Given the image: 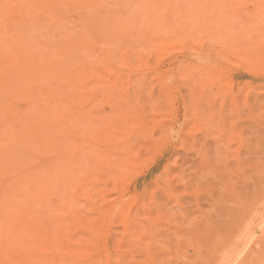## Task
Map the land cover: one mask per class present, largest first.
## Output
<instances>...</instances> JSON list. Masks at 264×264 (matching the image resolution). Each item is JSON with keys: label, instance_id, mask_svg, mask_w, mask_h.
<instances>
[{"label": "rangeland", "instance_id": "obj_1", "mask_svg": "<svg viewBox=\"0 0 264 264\" xmlns=\"http://www.w3.org/2000/svg\"><path fill=\"white\" fill-rule=\"evenodd\" d=\"M24 29L32 47L47 42L50 59L61 34L91 37L93 47L61 57L81 67L72 85L57 78L73 93L49 161L62 171L40 185V202L37 185L6 198L17 205L14 222L28 205L25 216L39 214L40 225L18 255L20 237L0 218V264H264V0H0L1 61L10 62L12 35ZM4 74L1 84L18 79ZM11 95L0 111L10 100L25 107ZM166 124L173 133L163 139ZM17 137L6 166L13 158L23 173L25 163L40 166L42 147ZM122 198L131 202L120 213Z\"/></svg>", "mask_w": 264, "mask_h": 264}, {"label": "bare ground", "instance_id": "obj_2", "mask_svg": "<svg viewBox=\"0 0 264 264\" xmlns=\"http://www.w3.org/2000/svg\"><path fill=\"white\" fill-rule=\"evenodd\" d=\"M22 12H24V11H21V12L18 11L17 13L14 12L12 14V18L15 19L17 17L18 20L21 19L20 16L22 15ZM25 12L30 14V11H25ZM8 25H10V26H7L8 28L11 27V25L13 26L10 28L11 31H12V28H13V30L15 29V27H14L15 22L12 24H8ZM36 26H37V24L35 25V27ZM18 27L16 28L17 31L19 30ZM39 28H40V24H38V26L36 27L37 31H39ZM31 29L34 30V28H31ZM17 31H16V33L13 31L14 33L12 35V39L10 38L11 35L9 38L7 37V39H9V42H10V39L13 42V51H12V55H11L9 63H7L9 59L6 60V62L1 61V60H3L2 56L5 55V53H4L5 51L3 50V46L2 47L0 46V74H2V72H5L6 74H4V75H6V76L8 73L9 74L11 73V75L17 74V75H15L16 76L15 80L18 77V79L15 83L13 81L10 82V80L8 81V83L5 82V85L0 83V90L4 88V87H1L3 85V86H5V90H3V91H6L2 94V97L0 99H4V101L6 103V101H8V94L10 96L11 95L10 93L12 92L14 95H17L18 97H20L19 99L22 98V100L25 101L24 102L25 107L22 106L23 108H21V107L19 108L15 101L10 100L7 107L5 109H3L2 111H0V142L3 141L2 143H0V174L4 175V177L1 179V182H0V218L3 219L5 227L6 226L8 227V225L10 224V228L13 229V232H16V235L18 233V237H20L17 240V244L19 245V248H18V255H19L22 253L23 254L29 253L30 244L33 242H31L32 237L30 238V240L28 239V237L30 234L31 235L33 234V231L35 228L34 225L36 223H38L40 225V219L38 220L39 214L36 213L37 215L35 216L34 213L30 212L29 217H27V215L25 216L26 212L24 210L28 207V205H23L21 207V210H20L21 216L20 217L18 216L19 219L18 218H17V220L15 219L16 222H14L13 220L15 217H12V216L14 215L13 213L15 210L12 211L9 207H14V205L15 206H17V205L13 203L14 205L12 204V206H11L9 203L5 204L4 201L6 200L7 197H10V196H12V199L14 201H19V198L25 197V195H23V193H25V190H26V195H27V193L29 191L28 188L30 186L33 187V186L37 185V188L39 190L35 193L34 196L37 197L36 201L40 202L42 199V196L44 195V190L41 189L40 185H43V184L47 185L49 183L53 184L52 180L55 179V181H56L58 179L56 176L58 174V171L60 170V167L57 168V166H55V165L51 166L50 165L51 163L49 161L51 159H53L54 156L57 154L56 151L58 150V146H59V143H58L59 138L57 141V135L59 134V132H57L56 130L59 128L58 124L61 123L63 118L66 119V117L68 115H70V113H71L70 112V108L72 107L71 105L68 107L69 108L68 110L70 113L68 112L69 113L68 114L66 111H68L67 110V106L69 104L68 100H70L68 98H71L70 95L72 96L73 93H69L68 90H65L66 87L63 88V85H61V83L57 80V78H59V76L60 77L63 76L69 82V85H72V81L70 83V78L73 75H75V72L77 71V69L79 67V64L76 68L70 67L69 64H67L65 62V60H63L64 57L63 58H61V57L64 55H69V54L73 53L74 51H77V52L83 51L85 53H89V51L93 47V43H92L91 37H86L85 39L79 41V39H77L76 36L73 37L69 33L67 35L61 34L60 38L56 39L52 43V44H54V50L52 49L51 52L55 51V53L53 56L54 59L51 58V59H53V60H51L49 58L51 55L47 58V56L51 53H47L48 51L45 52V49L43 50V46H45L47 43L45 40H40L39 42H37L38 45L35 44L37 46L35 48V47L31 46V45H33L32 44L33 42L30 43V40H29V38H30L29 35L31 33V30H30V33H28L29 35H27V33H26L27 30L24 29V31H22V33H21L22 34L21 38H19L20 33ZM23 34H24V36H23ZM26 41H28V42H26ZM34 41H35V39H34ZM261 45L260 44L258 45L259 49H260L259 46H261ZM8 46H10V43L8 44ZM256 47L257 46H255V49H258ZM9 48L12 49L11 47H9ZM180 48L182 49V47H180ZM261 48H262V46H261ZM41 50H42V52H41ZM173 50H171V51L174 52L175 50L174 51ZM9 52H8V54H9ZM170 54H171V52H170ZM8 56L9 55H7V57ZM59 56L61 59L59 58ZM49 59H50V61H49ZM3 62H5V63H3ZM231 62H232V60H231ZM68 63H69V61H68ZM3 64H6V65H3ZM3 66H5L6 68L3 69L2 68ZM239 66H241V65L239 64ZM79 68H81V67H79ZM261 70L262 69H260V71ZM26 72H28L27 73L28 76L25 78L23 76H24V74H26ZM11 75H9V76H11ZM21 75H23V76H21ZM76 75H77L76 77H78V79L81 81V80H83V76L85 75V73H81V74L78 73ZM7 78H10V77L7 76ZM11 80H13V79H11ZM50 80L52 81V85L54 84L55 86H58V87L51 86ZM53 81H54V83H53ZM56 81H57V83H56ZM56 84H58V85H56ZM127 92L128 91H124V93L122 95L123 98L124 97L126 98L128 96ZM5 93H7V94H5ZM125 93H127V94H125ZM13 94L11 95V97L13 96ZM81 96H82V94H77L75 96V98L77 97L78 99H81ZM11 97H10V99L15 98V97H13V98H11ZM72 98H74V96ZM129 98H130V96L127 97V99H129ZM128 101L131 102V100H127V102ZM129 102L127 103L128 105L130 104ZM1 103H2V101L0 102V104ZM122 104L124 105V103H122ZM122 104H119V105H122ZM131 106H132V104L129 105L126 109L128 110V108H130ZM123 107L125 108V105ZM124 108H123V110H124ZM71 109L73 111V108H71ZM119 109L121 110L120 106H119ZM73 114L75 115V112ZM122 115L124 117H126L125 112H124V114L121 113V114H119V116H116V119H117V117H120V119H121L123 117ZM126 115H127V113H126ZM127 117H129V115ZM112 119H115V118H111V121H112ZM124 120H125V118H124ZM125 121H122V123L121 122H118V123L123 124ZM128 121H126V122H128ZM117 122L114 124H116V126L119 127L120 125ZM171 123H173V121H171ZM27 124L29 125V127H27ZM114 124H113V126H115ZM125 126H126V124H125ZM167 126H169V127H167ZM167 126H164V127H166V129H163L164 131L162 130V132L164 133V135L162 133L163 139H165L169 134L173 133V131H172L173 127H170L171 125H167ZM182 130H183V128H182ZM19 135L22 136L21 141H20L21 143L24 142L23 141L24 139H27L29 137V139L32 140V142H37L38 145L40 147H42L43 152H44L42 154L43 157H41L42 155L38 156V157L42 158V160L39 161V163L41 164L40 166H37V167L30 166L28 169H26L27 163L24 162L25 163L24 164L25 165L24 173H23V170H18V168H17L18 166H20L19 161L17 162V160H16L17 158H13L11 160L12 165H8V166H6L5 161L2 160L6 154V151L9 150V147H10L9 146V140L16 139V137ZM99 136H101V134H99ZM114 137H111V139H113ZM163 139H161L160 141H162ZM110 142H113V141L111 140ZM125 142H124V144H121V145L123 146L124 151L125 150L128 151L130 149V147L132 148V145L127 144L128 143L127 141H125ZM159 145H161V142ZM158 147L159 146L154 147V150L157 151ZM23 159L25 160V158H20V159L18 158V160H20V162L24 161ZM29 163H31V162L29 161ZM29 165H31V164H29ZM114 165H116L117 167H120V165L121 166L123 165V162L122 161H115ZM11 169H12L13 173H11L7 177L8 170L10 171ZM60 171H62V170H60ZM5 175H6V177H5ZM135 178H136L135 173L128 174L126 179H124V181H126V184L124 185V190H126L128 188V184L131 181H133ZM63 181H64V177L60 178V182L62 183ZM141 189H142V187H141ZM22 191H23V193H22ZM122 191L123 190L120 191L119 189H115V192H117V194H121ZM9 193L11 195H9ZM103 196H105V193L103 194ZM28 197H30V196H28ZM28 197L26 196V198H28ZM141 200H139V202H140L139 205H141ZM128 202L129 203L131 202L130 198L129 199L122 198L120 201L117 202L116 205H114V209H116V210L118 209V211L120 212L121 210H123L125 208V206L128 205ZM139 210L140 209H138L137 211H139ZM16 211L18 212L19 210H16ZM119 212H117V213L119 214ZM122 212L123 211H121L120 213H122ZM23 217H24V219H23ZM263 218H264V216H263ZM144 224L145 223H143V221L142 222L139 221V222L135 223L134 225H135V228L138 229V227H140V226L142 227ZM0 226H1V223H0ZM19 228L22 229L23 236H20V235H22L21 231L17 232L18 231L17 229H19ZM245 244H246V241H245ZM0 245L3 246L1 236H0ZM17 257H19V256H17ZM240 258H241V256H240ZM2 259L3 258L0 256V261H2Z\"/></svg>", "mask_w": 264, "mask_h": 264}]
</instances>
